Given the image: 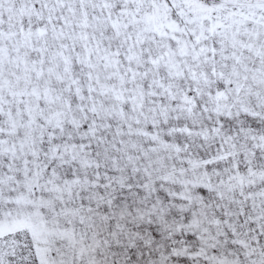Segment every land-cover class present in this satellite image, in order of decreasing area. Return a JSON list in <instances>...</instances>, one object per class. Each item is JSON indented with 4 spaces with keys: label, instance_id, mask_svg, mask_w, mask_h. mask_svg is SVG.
<instances>
[{
    "label": "snow or ice",
    "instance_id": "6c2138e0",
    "mask_svg": "<svg viewBox=\"0 0 264 264\" xmlns=\"http://www.w3.org/2000/svg\"><path fill=\"white\" fill-rule=\"evenodd\" d=\"M0 264H264V0H0Z\"/></svg>",
    "mask_w": 264,
    "mask_h": 264
}]
</instances>
